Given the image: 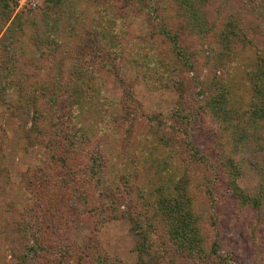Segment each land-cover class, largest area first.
<instances>
[{"label":"rangeland","instance_id":"rangeland-1","mask_svg":"<svg viewBox=\"0 0 264 264\" xmlns=\"http://www.w3.org/2000/svg\"><path fill=\"white\" fill-rule=\"evenodd\" d=\"M203 2L207 31L189 26L177 0H0V264H23L28 244L42 248V264L99 256L139 264L144 205L184 176L182 157L161 138L185 136L187 124L199 153L219 164L216 174L228 160L244 193L259 195L264 135L243 123L250 105L264 102L253 97L264 0ZM59 88L64 98L51 104ZM240 126L255 134L238 139ZM208 168L200 163L187 178L192 213L208 250L217 237L215 252L189 259L165 243L159 264H264V194L256 206L221 202L219 175L206 191L216 175Z\"/></svg>","mask_w":264,"mask_h":264},{"label":"trees","instance_id":"trees-1","mask_svg":"<svg viewBox=\"0 0 264 264\" xmlns=\"http://www.w3.org/2000/svg\"><path fill=\"white\" fill-rule=\"evenodd\" d=\"M177 1L181 3L180 7L182 8V11L186 15V17L190 20L189 26L192 29L195 30L200 28L203 23L201 27L202 31L209 30V27L207 26L208 24H206L204 19V14L201 11V6L204 4V0ZM249 1L253 3L256 0ZM113 44L114 42H110L107 45V49H109L111 53L113 52V48L115 49V46H113ZM77 68V71L81 70V66H78ZM77 73L81 75L82 70L80 71V73L76 72L75 76H78ZM256 73L258 75V81H255L256 84H254L253 97L257 95L264 100V84H261V82L263 81L261 78V74L264 75V64L261 65L260 69H258ZM53 76H55V82H53V85L57 86V84L62 80V73L60 74L59 72H56V74H54ZM80 80L81 82L78 83L82 86L83 77ZM60 88L56 89L58 93L57 97H53L51 95L48 98L51 104L55 105L56 101H59L64 98V96L62 98L60 96ZM71 89H73V87H71ZM78 90V86L74 88V90L71 92L72 98L76 97V95L79 94L77 93ZM67 94L68 96H70V93ZM257 96H255V98H260ZM222 98H224V96H221L220 100H223ZM67 99L68 101H65V105L69 106V103L71 102L72 104L73 101L71 98ZM26 106V104H23L20 106V109H24ZM250 109L251 110L247 113L245 117V123L243 124L246 125L247 123L250 129L257 127L259 130L255 133H257V135H260V137H263L264 102H256L250 105ZM211 110L215 114H219L221 112L219 110L223 111V108H217L215 105L212 104ZM175 115L178 118L181 117L179 113H175ZM188 121L191 123L190 119L185 117V122ZM189 127L190 124H187L184 130L185 136H176V134H174L175 132H171L170 138L166 136L165 138H161V143L164 145V147L170 148L169 155L172 156V158L182 157V172L184 176L172 182L169 187L156 189L154 192L155 194H153L154 200L144 205L148 213L146 215L147 221L144 222V227H138L139 229H137L135 232L139 236V240L136 244L139 264L161 263V261L167 256L168 250L164 246L165 243L168 244L169 248H172L173 252L178 254L177 256L180 255L181 257L183 256L189 259H204L211 252H215V248H213V245H218L217 237H215L209 250L205 246V234L203 230V225L199 221L201 218L199 219L198 217H196L195 214L192 213L193 211L191 210L192 202L191 197L189 196L190 180L187 178V175L190 170L195 169L200 163H205L209 167L208 169H210L211 171L213 170L211 169V167L215 169L216 166L219 164L216 163L211 165L208 162V159L206 158L205 154L202 155L199 153L198 147L193 144L191 138L188 137L186 134V131L187 129H189ZM177 130L178 129L176 128V132ZM236 132V134L238 135V139H242L243 137L248 136L249 134H255L254 132H251V130H248L247 127L243 126L237 128ZM232 134L234 133L232 132ZM238 139H235V141L237 142ZM162 163L164 165H167V163L169 162L168 160H163ZM221 166L222 168L220 169L221 172L219 174H216L215 171H217L218 173V170L215 169V171H213L216 175H214L212 178H208V182L211 183L210 186L207 185L206 187L208 195L210 196L212 194V188L218 183L217 175H219V177L223 181L222 185H224L225 188L224 192L220 193L219 200L221 202L231 197V199H244L248 202H251L254 206L259 205L261 196L262 194H264V187H262L257 197L249 198V195L244 193V191L236 183V177L238 176V173L236 172V169H234L232 162H228V160L225 162L222 161ZM95 167V163L93 162V164H91V169L95 171ZM213 200L216 199L214 198ZM159 225H162V229L164 230V232L158 234V237H160L159 239H161V242L156 243L155 238H152V235L155 233V231H157V227ZM41 250L42 248L38 249L35 244H28L26 246V250L24 251L25 253L22 256V263L42 264V262L40 261L41 256L39 255ZM111 262L112 261L108 262V259L105 256H99L98 258H95L94 264H110Z\"/></svg>","mask_w":264,"mask_h":264}]
</instances>
